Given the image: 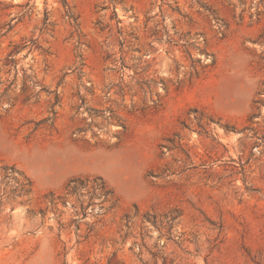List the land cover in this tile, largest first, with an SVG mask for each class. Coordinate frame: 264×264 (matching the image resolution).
<instances>
[{
	"label": "rangeland",
	"instance_id": "1",
	"mask_svg": "<svg viewBox=\"0 0 264 264\" xmlns=\"http://www.w3.org/2000/svg\"><path fill=\"white\" fill-rule=\"evenodd\" d=\"M0 264H264V0H0Z\"/></svg>",
	"mask_w": 264,
	"mask_h": 264
},
{
	"label": "trees",
	"instance_id": "2",
	"mask_svg": "<svg viewBox=\"0 0 264 264\" xmlns=\"http://www.w3.org/2000/svg\"><path fill=\"white\" fill-rule=\"evenodd\" d=\"M91 183L88 179L75 178L72 179L67 185V193L70 195H76L82 192L83 190H89L91 193V198L88 206L94 205L93 199H100L98 206L101 209H105V205L109 204L113 198V191L107 186V184L101 178H95ZM91 184V185H90ZM53 196V194H51ZM80 208L83 210V204H80Z\"/></svg>",
	"mask_w": 264,
	"mask_h": 264
}]
</instances>
